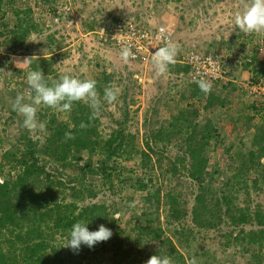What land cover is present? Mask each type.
<instances>
[{
  "label": "rangeland",
  "instance_id": "374dc122",
  "mask_svg": "<svg viewBox=\"0 0 264 264\" xmlns=\"http://www.w3.org/2000/svg\"><path fill=\"white\" fill-rule=\"evenodd\" d=\"M247 2L0 0V155L6 149L22 151L24 141L21 134L25 131L36 143V148H41L51 121L69 122L68 112L59 113L40 106L37 119L46 122L47 131L32 133L23 126L24 117L13 110L15 97L29 91L27 73L35 69L29 70L30 63L23 62L33 56L37 59L31 62L44 59L38 70H42L48 84L59 81L62 74L81 80L94 79L102 99L101 115L94 123V134L105 140L121 130L125 136L124 145L107 164L111 178L106 183L101 180V172L82 171L87 160L91 161L93 171L96 170L102 159L99 148L93 152L82 149L80 153L67 154L57 150L54 153L59 160L38 152L39 162L46 171L65 184L59 189L56 187L57 190L64 195L70 193L69 186L92 185L96 193L94 198L86 196L78 205L104 203L115 219L109 226L113 235L101 252L85 245H81L78 251L65 248L63 246L70 237L60 230L53 231L50 244L60 252V261L54 264H84L86 259L89 264H143L151 252L166 256V239H170L183 256L180 262L171 259L173 264H189L193 258L197 264H264V246H258L256 234L251 238L247 236L249 231H264V225L253 220L235 227L225 215L216 226H199L192 221L198 187L189 176L191 162L186 153L188 137L184 134L197 126V135L209 122L216 136L204 149L209 159L204 182L212 184L217 195L226 192L235 204L248 207L251 213L264 212V150L258 163L242 166L245 153L250 149L257 150L258 146L252 144L255 136L249 135L240 122L235 124L229 119L217 123V117L223 116L222 121L225 113L228 114L220 107H228L229 101L252 102L253 98L243 86L247 81L264 83V33L246 34L234 23L235 15L244 10ZM16 11L18 16L14 15ZM54 11L60 16L57 24L51 22ZM118 19H134L150 29L160 24L167 26L171 41L179 46L175 65L170 66L166 74L158 76L152 64L123 61L120 52L99 34L101 27ZM189 47L225 56L229 76L235 79L231 84L222 80L212 86V106L206 107L204 100L197 103L190 97L195 86L187 80L184 65L177 61L181 51ZM245 70L247 72L241 74ZM237 84L243 91L239 90L236 95ZM109 85L120 89L118 100L113 104L103 101L104 89ZM21 89L26 90L21 93ZM191 102L196 104L198 115L188 119L185 118L187 115L180 116ZM252 103L256 102L253 100ZM260 112L253 113L257 122L251 134L257 133L260 124L264 126ZM176 118L178 121L175 122ZM183 120L182 133L177 132L172 123ZM188 122H191L190 127ZM168 129L175 134L169 138L158 136L159 132L165 135ZM195 138L198 143L199 137ZM76 155L83 160H77ZM114 162L119 163L116 170L111 166ZM239 168H242L241 175L237 171ZM148 175L152 177L153 188L160 191L158 213L155 201L148 202L145 198L149 187L144 190L137 186V181ZM141 180L147 185L145 179ZM168 191L177 195L179 205L176 212L165 204ZM216 197L209 203L213 204ZM70 199L69 194L66 202ZM142 226L147 231L152 227L160 228L162 234L157 238L145 235L137 228ZM239 229L244 232L239 237L234 236ZM4 238V251L11 259L9 264H21L25 243L19 244L10 233H4ZM8 238L14 244L10 246L11 252L7 250Z\"/></svg>",
  "mask_w": 264,
  "mask_h": 264
},
{
  "label": "trees",
  "instance_id": "16d2710c",
  "mask_svg": "<svg viewBox=\"0 0 264 264\" xmlns=\"http://www.w3.org/2000/svg\"><path fill=\"white\" fill-rule=\"evenodd\" d=\"M56 13L57 12L54 11L53 15ZM14 15L18 16V11H16ZM1 34L2 32L0 31V35ZM41 60H39L38 63L36 61L30 62L29 70H38L39 64H44ZM18 70L19 69H17V71ZM183 70L186 72L187 66H184ZM52 82L53 81L49 82L50 86ZM230 82L231 80H228L227 84H231ZM192 84L195 87L191 90V99L195 100L197 103L204 100L206 107L212 106L213 102L210 93L205 94L197 86V83ZM25 90L21 89L20 92L23 93ZM250 105L254 114L260 111H262L260 113H264L262 106L261 108H256L252 102ZM198 112L199 110L196 104L191 102V104H187L186 108L180 112V116L187 115L185 118L188 119L190 117H196ZM68 113L70 117L69 122L55 123L53 120L47 125L49 133L41 148H36V143L32 141L25 131L21 134L24 141V148L22 151L19 149H6L0 155V264H9L11 261L10 257H8V253L4 251L3 240L6 239L4 238V233L13 235V239L16 242L18 241L19 244L25 243L24 246L26 249L21 257V264H54L57 260L60 261V252L50 244V240L55 233L53 231L60 230L61 233L70 237L72 225L78 221H82L86 224L88 223L87 227L89 231L98 230L101 224L109 228L115 221L113 218L114 214L109 213L108 207L104 203L90 202L85 205H78V202L85 200L86 196L94 198L96 193L92 185L79 184L78 186H69L70 193H65L63 195V192L57 190L56 187L59 189L65 186V184L58 181L53 174L47 172L45 166L39 162L38 152H42L59 160L60 158L54 153L57 150H61V153L67 154L70 152L80 153L82 149L87 150V152H93L99 148L102 159L99 165L96 168L94 167L96 170L93 171L91 161L87 160L83 164L82 171L88 173L101 172V180L104 183L111 178V173L107 171L110 167H108L107 164L109 161L114 160L116 154H118L119 150L124 145L125 136L122 131L118 130L116 134H111L107 139L101 140L97 134H94L96 128L94 123L96 119L89 120L91 111L87 105L82 102H74L71 112ZM174 121H178V118L174 119ZM183 122L184 120L180 123L177 122V124L172 123V126L175 125L177 132H181L182 128H184ZM82 123L87 125V127H81ZM188 123L190 127L191 122ZM196 127L197 126L192 127L191 130H187L184 133L187 135L186 137H188L186 153L191 162L189 176L197 183L198 187V194L196 195L195 204L192 208V221L199 226H216L219 221H221L222 216L225 215L229 223L235 227L253 220L256 224L264 225V212L257 210L251 213L248 207H241L235 204L232 197L226 194V192L217 195L215 189L211 188L212 184L204 182L206 174H208L206 167L209 162L204 149L205 146L209 144L211 138L216 136V132L212 126L209 125V122L202 126V129L198 131L197 135ZM257 130L252 143L258 146L257 150L250 149L245 153L242 166L256 161L258 163L261 158V153L264 150V126L260 124ZM66 132H70L74 136V139H66ZM157 134L158 136L169 138L173 136L175 132L168 129L165 135H162L160 132ZM195 137H199L200 141L198 143ZM76 159L83 160L79 155H76ZM115 164H117V166ZM118 164V162H114V164L111 165L114 167L113 170L118 168ZM213 170L216 173V169ZM237 171L240 175L242 174V168L237 169ZM210 173L211 172H209V174ZM235 175H233L234 178ZM141 179H145L147 185H145ZM141 179L137 181V186L144 190L149 187L148 190H146L147 195L145 198L148 202L155 201V210L158 213L160 191L153 188L151 176L148 175ZM69 194L71 198L70 202H66V198L69 197ZM215 196H217L215 202L210 204L209 201L215 198ZM165 199V204L168 205L170 210L176 212V207L179 205L177 195L168 191L165 193ZM49 223L52 225H49ZM46 226L50 227L46 228ZM137 228L140 232L153 238H157L162 234L161 229L156 227H152V230L149 231L143 226ZM242 232H244L243 229H239L234 236L239 237ZM255 234L257 236L258 246L263 247L264 231L261 230L259 233L249 231L247 236L251 238V236ZM11 240H9V238L6 240L8 241L7 250H9V252H11L10 246H14ZM106 242L107 241L98 242L94 247L90 248V250L95 249L94 251H103L106 249ZM164 242L167 247L165 255L175 261H182L183 256L172 244L171 240L166 239ZM86 247L88 248V246ZM100 252L95 253L99 254ZM152 255L162 256L161 253L154 254L151 252L143 261V264H146L147 260ZM14 259H16V256ZM85 263L89 264L87 259Z\"/></svg>",
  "mask_w": 264,
  "mask_h": 264
},
{
  "label": "clouds",
  "instance_id": "9594fccd",
  "mask_svg": "<svg viewBox=\"0 0 264 264\" xmlns=\"http://www.w3.org/2000/svg\"><path fill=\"white\" fill-rule=\"evenodd\" d=\"M235 26L246 34L264 33V0H248L244 4V10L234 17ZM166 29L159 30L158 38L165 41L163 47L158 48L151 57V63L158 76H162L169 71V67L175 65L176 57L179 53V46L172 42L166 35ZM120 57L127 62L134 57L131 45L124 43L121 48ZM37 59L33 56L26 58L23 63H30ZM94 79L81 80L70 74H62L59 81H53L51 86L45 79L42 70H33L27 73V84L29 91L26 94H18L12 104V108L24 117L23 126L29 132L46 133V122L38 121L37 112L40 106L48 107L56 112H71L74 102H82L91 109L89 120L100 117L102 109V99L96 88ZM197 84L202 92L209 94L212 84L207 80H198ZM120 89L114 85L105 87L103 101L113 104L118 100ZM81 127H87L81 124ZM66 139H74L70 132L65 133ZM88 224V223H87ZM87 224L78 221L72 225L70 238L66 240L63 247L78 251L81 245L89 248L94 247L98 242L107 241L113 235L111 229L101 224L96 231H89ZM146 264H173L168 256L152 255ZM189 264H197L195 258Z\"/></svg>",
  "mask_w": 264,
  "mask_h": 264
},
{
  "label": "built area",
  "instance_id": "2783aa9c",
  "mask_svg": "<svg viewBox=\"0 0 264 264\" xmlns=\"http://www.w3.org/2000/svg\"><path fill=\"white\" fill-rule=\"evenodd\" d=\"M59 20L60 16L57 13L51 18L52 24L59 23ZM161 28L166 29L165 35L172 40L167 26L160 24L150 29L134 19L124 21L118 19L108 26L101 27L99 34L119 52H121L124 43L130 44L134 57L129 61L152 64V54L165 44L162 38H158ZM177 61L187 66L185 76L190 83H197L198 80L203 79L210 81L213 86L222 80H230V69L226 57L223 55L202 52L194 47H189L181 51L180 59ZM243 86H246L248 95L256 102L253 105L260 108L264 102V83L260 85L259 81L249 80Z\"/></svg>",
  "mask_w": 264,
  "mask_h": 264
},
{
  "label": "crops",
  "instance_id": "0c3cea01",
  "mask_svg": "<svg viewBox=\"0 0 264 264\" xmlns=\"http://www.w3.org/2000/svg\"><path fill=\"white\" fill-rule=\"evenodd\" d=\"M245 72H247V70L243 71L241 74H244ZM231 81L235 82V79L230 78ZM239 82V81H238ZM234 88V87H233ZM239 90L243 91V89L237 84V89H235L234 93H236V95L239 93ZM251 103H244L242 101H237L236 100H232L229 101V103H227V106H222L220 107L222 110H227L228 114L225 113V117L224 120L221 118L223 116L217 117V123L219 124V122H225L228 121L229 119H231V121H233L235 124L239 123V124H243V128L247 129V131H249V135H253V137L255 136V133L251 134V130L253 129V126H255V122H257V118L253 115L252 112V108H250ZM262 108L264 111V103H262ZM264 119V113L262 114ZM264 123V121H263Z\"/></svg>",
  "mask_w": 264,
  "mask_h": 264
}]
</instances>
